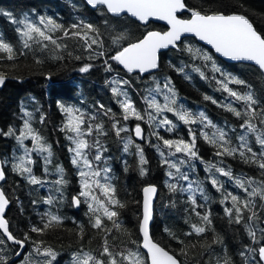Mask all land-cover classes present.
<instances>
[{
  "label": "trees",
  "instance_id": "1",
  "mask_svg": "<svg viewBox=\"0 0 264 264\" xmlns=\"http://www.w3.org/2000/svg\"><path fill=\"white\" fill-rule=\"evenodd\" d=\"M184 3L242 13L264 38V0ZM28 19L44 31L17 41L16 22ZM153 29L164 26L83 0H0V76L8 78L0 88L1 187L9 231L25 243L10 264L26 251L47 264L75 253L148 264L138 225L140 191L150 183L158 187L151 236L180 264H261L264 76L192 37L162 51L156 70L122 69L116 55ZM86 167L106 178H83ZM79 186L92 193L86 206L73 203ZM18 248L0 233V264Z\"/></svg>",
  "mask_w": 264,
  "mask_h": 264
},
{
  "label": "water",
  "instance_id": "2",
  "mask_svg": "<svg viewBox=\"0 0 264 264\" xmlns=\"http://www.w3.org/2000/svg\"><path fill=\"white\" fill-rule=\"evenodd\" d=\"M91 9L104 7L112 16L127 15L142 25L159 23L163 30L153 29L141 38L126 44L116 55L118 65L128 71L140 73L157 69L159 54L176 48L185 37H192L207 47L219 59L234 63L254 65L264 76V38L255 29L251 20L239 12L203 13L185 5L184 0H83ZM187 14V17L180 16ZM8 78L0 76V88ZM136 137L141 136V127L134 128ZM5 181L0 159V233L10 243L19 248L10 264L25 250V243L15 238L9 231L5 217L10 201L1 184ZM141 216L138 225L140 249L146 255L148 264H180L179 260L166 248L153 240L151 223L154 204L158 194L155 184L141 188ZM76 205V198H74ZM77 206V205H76ZM258 258L264 264V243L257 249Z\"/></svg>",
  "mask_w": 264,
  "mask_h": 264
},
{
  "label": "rangeland",
  "instance_id": "3",
  "mask_svg": "<svg viewBox=\"0 0 264 264\" xmlns=\"http://www.w3.org/2000/svg\"><path fill=\"white\" fill-rule=\"evenodd\" d=\"M26 18H28V17L26 16ZM16 23H17V26H16V29H15V32L17 34V41H22V40H25L28 37H32V36H39L44 31L43 26H41V25H40V27L38 26V28L32 27L33 23H32V21L30 19L26 20L25 27H24L23 23L20 20H18ZM129 105H130V103H129ZM129 113H131V112H129ZM131 114H133V113H131ZM138 117L139 116L135 115L134 118L138 119ZM71 121L74 123V125L77 126V122L74 119L71 120ZM69 123H70V121H69ZM138 125L140 126L139 123H136V122L133 123V125H132V134H135L134 128L136 126H138ZM192 127L193 128H197L198 127V124H195V120L192 123ZM192 127L188 126V131L189 132L193 131ZM80 128H82V127H80ZM175 128H178L177 125H174V127L172 129H175ZM141 135H142V133H141ZM134 136H136V135H134ZM186 146H188V145H186ZM81 175H82L83 178L84 177H88V178L96 177L95 179H93L94 181H99V180H102L103 178H106L105 172H100L98 170H92V172H90L88 170V167L83 169V173ZM32 177L35 178V174L34 173L32 174ZM54 179H58V178H53L52 181H54ZM89 181H92V179H89ZM58 183H59V186H60L62 184V181L58 180ZM79 188L80 189L78 191V194H81V199H78L77 197H75L76 198V203H77L76 205L80 206V203H82L84 206H86L87 203H91L92 193H91L90 189H85L83 191L82 187L79 186ZM105 210L107 212H111V210L108 209V208H105ZM32 258H34L36 261H34ZM19 262H20L19 264H24L23 262H25L26 264H47V263H45L44 260H42L41 262L39 260H37L35 258L34 253H32V255H31V253H29V251L25 252L24 261H19ZM66 264H102V263L100 262V260H97L94 256L86 255L85 257H82V256L77 255L75 253V254L72 255V259L70 260V262H68Z\"/></svg>",
  "mask_w": 264,
  "mask_h": 264
},
{
  "label": "flooded vegetation",
  "instance_id": "4",
  "mask_svg": "<svg viewBox=\"0 0 264 264\" xmlns=\"http://www.w3.org/2000/svg\"><path fill=\"white\" fill-rule=\"evenodd\" d=\"M75 198V197H74ZM74 198H73V202H74Z\"/></svg>",
  "mask_w": 264,
  "mask_h": 264
}]
</instances>
